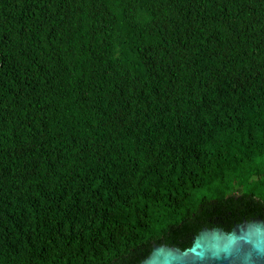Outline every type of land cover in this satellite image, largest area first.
Segmentation results:
<instances>
[{"label": "trees", "instance_id": "obj_1", "mask_svg": "<svg viewBox=\"0 0 264 264\" xmlns=\"http://www.w3.org/2000/svg\"><path fill=\"white\" fill-rule=\"evenodd\" d=\"M231 215L264 218V0H0V264Z\"/></svg>", "mask_w": 264, "mask_h": 264}, {"label": "water", "instance_id": "obj_2", "mask_svg": "<svg viewBox=\"0 0 264 264\" xmlns=\"http://www.w3.org/2000/svg\"><path fill=\"white\" fill-rule=\"evenodd\" d=\"M135 264H264V218L191 216Z\"/></svg>", "mask_w": 264, "mask_h": 264}]
</instances>
